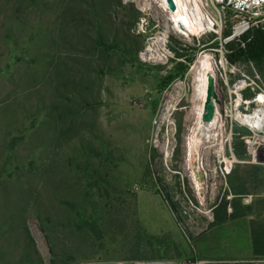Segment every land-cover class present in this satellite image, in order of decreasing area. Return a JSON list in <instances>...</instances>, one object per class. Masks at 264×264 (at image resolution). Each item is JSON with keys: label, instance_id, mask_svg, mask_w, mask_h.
Segmentation results:
<instances>
[{"label": "rangeland", "instance_id": "obj_1", "mask_svg": "<svg viewBox=\"0 0 264 264\" xmlns=\"http://www.w3.org/2000/svg\"><path fill=\"white\" fill-rule=\"evenodd\" d=\"M233 25L228 14L220 34L193 37L155 0H0V264L234 253L242 217L264 204V164L247 163L231 110L240 82L246 101L264 94V56L230 63L226 45L256 31L232 39ZM205 62L223 122L195 148L198 189L189 82Z\"/></svg>", "mask_w": 264, "mask_h": 264}, {"label": "bare ground", "instance_id": "obj_2", "mask_svg": "<svg viewBox=\"0 0 264 264\" xmlns=\"http://www.w3.org/2000/svg\"><path fill=\"white\" fill-rule=\"evenodd\" d=\"M138 6L143 8L146 3V0H134ZM160 4L161 7L165 8L170 16L172 17L175 24L178 25L180 31L193 36L200 37L207 30L217 27L219 33V25L217 22H214L212 19L206 16L203 11L204 2L203 0H155ZM148 52V51H147ZM150 52V51H149ZM217 82L216 69L213 64L205 62L203 65L199 66L195 72H193L192 78L189 82L191 94H190V103L192 105L190 114L193 116L195 123L196 133L199 135L195 136L192 139V148L189 151V157L192 159L193 167L191 168L190 174L193 178L194 185L201 189L203 185V175L200 171L198 157L196 154L195 148L204 141L208 140L214 131H217L221 128L223 118L220 114L218 107L219 95H217L215 88ZM238 88L236 91H239ZM236 96L237 93H233ZM257 98L253 101L256 103V107L249 113L240 112L237 108L240 101L235 107L231 110L234 113V118L237 122L242 123L243 126L251 129L260 131L264 129V95H258ZM234 100V102H236ZM242 126V127H243ZM194 143V145H193ZM191 144V142H190ZM219 149L223 150V144L219 146ZM236 160L234 157L231 159L222 157V161L219 163H225L226 171L231 169L233 163ZM135 264H144L142 262H137ZM146 264H157V263H146Z\"/></svg>", "mask_w": 264, "mask_h": 264}, {"label": "built area", "instance_id": "obj_3", "mask_svg": "<svg viewBox=\"0 0 264 264\" xmlns=\"http://www.w3.org/2000/svg\"><path fill=\"white\" fill-rule=\"evenodd\" d=\"M204 8L203 11L207 17L212 19L214 22H219V29L221 33V21H225L228 14L231 15L234 21L232 27L231 38H240L254 30H258L264 33V0H203ZM213 33L214 32H205ZM219 33V34H220ZM218 34V35H219ZM217 35V34H216ZM240 90V101L237 108L240 112H248L249 105L254 104L253 101L256 96L250 100V102L241 94V91L246 89L248 85L240 82L237 86ZM236 87V88H237ZM235 88V90H236ZM237 88V89H238ZM264 95V94H262ZM237 122V121H236ZM239 125L243 126L242 123L237 122ZM245 127V126H243ZM249 135L243 139L245 145V153L247 156V163L249 164H264V129L257 131L251 130L245 127ZM229 157H234L231 151L230 142H228ZM158 264V263H157ZM160 264V263H159ZM175 264H211L207 260H185L179 261Z\"/></svg>", "mask_w": 264, "mask_h": 264}, {"label": "crops", "instance_id": "obj_4", "mask_svg": "<svg viewBox=\"0 0 264 264\" xmlns=\"http://www.w3.org/2000/svg\"><path fill=\"white\" fill-rule=\"evenodd\" d=\"M255 207L242 217V234L231 243L236 246L234 253L207 261L211 264H264V204Z\"/></svg>", "mask_w": 264, "mask_h": 264}, {"label": "trees", "instance_id": "obj_5", "mask_svg": "<svg viewBox=\"0 0 264 264\" xmlns=\"http://www.w3.org/2000/svg\"><path fill=\"white\" fill-rule=\"evenodd\" d=\"M226 48L231 52L226 57L230 63H236L241 58H247L250 60H259L264 56V33L256 30L252 39L245 43L244 49L240 48L238 44L228 43ZM219 208L214 209L216 218L219 217ZM228 215L226 212H222L221 220H226Z\"/></svg>", "mask_w": 264, "mask_h": 264}]
</instances>
